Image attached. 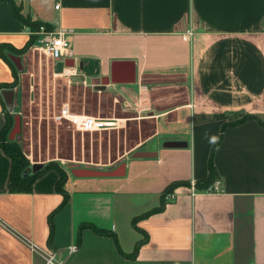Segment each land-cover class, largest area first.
<instances>
[{"label":"crops","instance_id":"1","mask_svg":"<svg viewBox=\"0 0 264 264\" xmlns=\"http://www.w3.org/2000/svg\"><path fill=\"white\" fill-rule=\"evenodd\" d=\"M14 3L22 16L68 32V55L52 61L84 83L110 76L114 61L131 62L134 82L105 87L129 98L153 89L142 119L154 128L135 146L150 155L100 168L121 167L119 174L63 167L65 203L55 168L29 191H10L11 158L0 146V264H48L50 254L60 264H264V126L226 124L241 114L264 122V0ZM30 32L0 0V142L13 113L2 92L13 90L15 101L34 50L9 48L21 49ZM212 147L221 189L192 192L191 183L208 176ZM162 194L164 207L151 212ZM83 223L108 234L80 229Z\"/></svg>","mask_w":264,"mask_h":264},{"label":"rangeland","instance_id":"2","mask_svg":"<svg viewBox=\"0 0 264 264\" xmlns=\"http://www.w3.org/2000/svg\"><path fill=\"white\" fill-rule=\"evenodd\" d=\"M70 72L71 69H58L50 57L38 50L29 53L10 108L13 113L9 114L11 123L4 131L5 138L9 139L14 117L18 115L20 127L11 140L20 146L30 167L50 164L72 171L121 164L126 156L138 151L135 146L153 131V123L147 117L142 119L144 107L154 99L153 89L141 94L142 98H129L115 89H97L99 79L94 82L89 77L84 83L82 76ZM64 104L71 112L107 118L111 124L78 130L69 121L54 118Z\"/></svg>","mask_w":264,"mask_h":264},{"label":"trees","instance_id":"3","mask_svg":"<svg viewBox=\"0 0 264 264\" xmlns=\"http://www.w3.org/2000/svg\"><path fill=\"white\" fill-rule=\"evenodd\" d=\"M5 1H8L13 5L16 16L24 24H26L30 28V30H36L38 28L39 24H45V26L48 29H51V26H49L48 24H46L42 21H39V20L33 21V20H30L28 17L22 16V14L19 12V8L15 5L14 0H5ZM34 39H35V35L30 34L27 43L21 49L9 48V50L12 51L13 53L20 54V53L26 51L27 49H29V47H31V45L34 42ZM15 83H16V79H15L14 83H11L10 86H13ZM235 117H236V119L234 118L233 120H229V122L226 124L233 125V124H238V123L244 122V121L249 120V119H257V121L264 126V122L252 114H241V115L235 116ZM9 123H11V116L9 114H7L6 124L3 128V130L1 131L0 146L3 149V151L11 158V170H10L9 181H8L9 190L10 191H29L31 189V185H32V183L36 177H38L42 172H44L45 170H47L49 168H55V169H57V171L60 174V179L57 183V188L63 192L61 186L63 185V183L66 180L67 173H66V170L62 166H59V165L52 166V165L48 164V165L42 166L41 168L37 169L36 171H34V172H32L26 176L22 175L23 171L29 166V164H28V160L25 158L22 151L20 150V146L17 144V142H15L11 139L5 138L6 132H4V131H6L5 129L7 127V124L9 125ZM225 125H223V127ZM221 137H222V131L219 134L217 142L221 139ZM213 150H214V147H212L211 155H210L209 161H208V169H209L208 176L194 182L196 189L207 188L209 185H211L213 183V181L216 177V170H215L214 165L212 163ZM171 190H172V187L170 186L165 190V192L167 193ZM63 194H64V197H63L62 203H65L68 200V195L65 194L64 192H63ZM164 205H165V199H164V194H162L160 205L157 208H155L154 210H151V212L161 210L164 207ZM135 222H136V220L134 218L133 219V225H135ZM84 226L91 227L97 233L108 234V232H105V231H103V230H101V229H99V228H97L91 224H87V223H83L81 225L80 229H82ZM139 244H140V242L137 244V247ZM134 254L135 253L133 252V255Z\"/></svg>","mask_w":264,"mask_h":264},{"label":"built area","instance_id":"4","mask_svg":"<svg viewBox=\"0 0 264 264\" xmlns=\"http://www.w3.org/2000/svg\"><path fill=\"white\" fill-rule=\"evenodd\" d=\"M55 8H58V4H55ZM189 32L185 37H188ZM30 34L35 35V39L31 47L34 50H38L44 53L46 56L53 60L64 58L68 55L69 48L71 46L70 37L68 32L64 30H55L54 28L48 29L45 24H39L36 30H31ZM70 69L69 67H67ZM75 74V71H71L70 74ZM56 120L65 119L72 123L78 130L88 131L109 126L111 122L107 118H100L97 116L71 112L68 105L64 104L60 112L54 117ZM192 192L195 191L194 182L191 183ZM219 190L221 189V180L216 178L211 185L204 190ZM48 264H60L59 261H55L54 254H50L46 259Z\"/></svg>","mask_w":264,"mask_h":264},{"label":"water","instance_id":"5","mask_svg":"<svg viewBox=\"0 0 264 264\" xmlns=\"http://www.w3.org/2000/svg\"><path fill=\"white\" fill-rule=\"evenodd\" d=\"M11 59L14 61L16 65L19 64V57L12 55ZM68 61L70 62L67 63L65 62L67 66H73L74 65V60L72 58H68ZM135 81L134 77V69H133V64L131 62L127 61H114L111 64V74L110 76H103L100 80V84L96 85L95 87L97 89H104L107 84L111 83H132ZM6 105L11 108L13 105V95L14 91L9 89V90H3L2 92ZM20 123H19V116L16 115L14 117V125L11 130V133L9 135V139H12L13 135L19 130ZM165 145L167 146H179L181 145L180 142H166ZM145 155H150L148 152H143V151H137L133 154V156H145ZM42 166L40 164H35L33 166L27 167L23 171V176H26L37 169L41 168ZM121 167L116 168L114 170H100V169H88V168H78V169H73L72 173L75 175H82V176H101V175H116L119 174Z\"/></svg>","mask_w":264,"mask_h":264}]
</instances>
